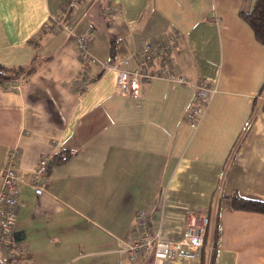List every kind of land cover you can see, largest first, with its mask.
Returning <instances> with one entry per match:
<instances>
[{
	"label": "crops",
	"instance_id": "1",
	"mask_svg": "<svg viewBox=\"0 0 264 264\" xmlns=\"http://www.w3.org/2000/svg\"><path fill=\"white\" fill-rule=\"evenodd\" d=\"M66 0H0V63L37 67L0 85V186L11 146L29 181L44 154L52 164L38 194L19 183L15 235L27 253L6 264H264V212L235 208V193L264 201V43L244 12L255 0H78L68 28L42 29ZM115 13L105 14L108 3ZM181 33L172 70L124 94L117 71L93 65L78 85L75 33L89 32L102 62L130 56L148 39ZM160 62L148 64L151 70ZM216 86L196 124L185 119L194 83ZM173 239L194 211L211 221L203 256L130 259L135 215Z\"/></svg>",
	"mask_w": 264,
	"mask_h": 264
},
{
	"label": "built area",
	"instance_id": "2",
	"mask_svg": "<svg viewBox=\"0 0 264 264\" xmlns=\"http://www.w3.org/2000/svg\"><path fill=\"white\" fill-rule=\"evenodd\" d=\"M78 0H66L56 15H50L44 22L42 29L47 32L68 28L67 18L73 12ZM115 13V5L107 4L105 14ZM75 41L79 52L81 67L78 73V85L86 88L95 79L93 65H101L104 71L116 70L117 81L124 94L139 96L142 81L151 80L165 75L182 83H189L186 77L177 75L172 70L173 54L181 43V33L174 30L166 36L148 39L139 52L134 53L146 61L160 62L161 67L151 70L148 65L128 69L121 64H128L130 56H123L118 62L102 63L91 51L92 37L89 32L75 33ZM196 88L194 104L187 110L185 119L196 124L205 110V104L214 95L216 86L209 80L201 78L194 83ZM20 149L17 145L8 149L2 168V182L0 186V264L19 259L27 253L25 242L16 238L15 224L18 207L21 203L19 183L25 182L35 188L36 193L42 194L46 190L44 179L47 176L49 162L53 155L44 154L37 167L33 169L31 179L27 181L17 165ZM211 218L203 211L192 212L185 224L184 230L173 239H164L159 231H155L149 220L147 209H140L135 215L133 235L126 243L130 259H138L145 251H152L155 258L178 259L202 256L207 241V232Z\"/></svg>",
	"mask_w": 264,
	"mask_h": 264
},
{
	"label": "trees",
	"instance_id": "3",
	"mask_svg": "<svg viewBox=\"0 0 264 264\" xmlns=\"http://www.w3.org/2000/svg\"><path fill=\"white\" fill-rule=\"evenodd\" d=\"M243 14L245 19L252 26L257 39L264 43V0H255L253 8ZM38 63L39 61H34L29 65L23 66H7L0 63V85H3L8 81L27 77L32 70L37 67ZM146 63L147 65L154 64L155 61L148 60ZM71 153L72 152L70 150L57 152L50 160L48 170L51 169L52 164L63 162L68 159ZM231 201L235 208L264 212V201L260 199L244 197L235 193L231 196Z\"/></svg>",
	"mask_w": 264,
	"mask_h": 264
}]
</instances>
